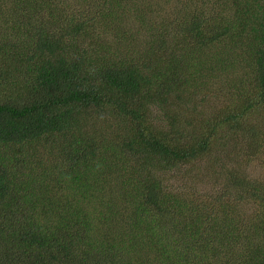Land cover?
I'll list each match as a JSON object with an SVG mask.
<instances>
[{
    "label": "trees",
    "instance_id": "obj_1",
    "mask_svg": "<svg viewBox=\"0 0 264 264\" xmlns=\"http://www.w3.org/2000/svg\"><path fill=\"white\" fill-rule=\"evenodd\" d=\"M176 3L0 0V264H264V0Z\"/></svg>",
    "mask_w": 264,
    "mask_h": 264
},
{
    "label": "rangeland",
    "instance_id": "obj_2",
    "mask_svg": "<svg viewBox=\"0 0 264 264\" xmlns=\"http://www.w3.org/2000/svg\"><path fill=\"white\" fill-rule=\"evenodd\" d=\"M159 2L163 3L164 1L168 3L169 6H172L173 4L177 7L178 3L176 1H185V0H158ZM181 4V3H180ZM173 5V6H174ZM204 191V190H203Z\"/></svg>",
    "mask_w": 264,
    "mask_h": 264
}]
</instances>
